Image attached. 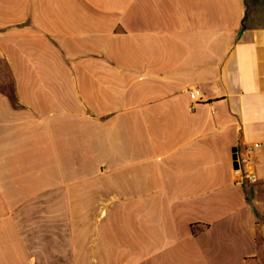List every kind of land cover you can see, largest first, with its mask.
<instances>
[{
	"label": "crops",
	"instance_id": "crops-1",
	"mask_svg": "<svg viewBox=\"0 0 264 264\" xmlns=\"http://www.w3.org/2000/svg\"><path fill=\"white\" fill-rule=\"evenodd\" d=\"M257 142L264 0H0V264H264Z\"/></svg>",
	"mask_w": 264,
	"mask_h": 264
},
{
	"label": "built area",
	"instance_id": "built-area-1",
	"mask_svg": "<svg viewBox=\"0 0 264 264\" xmlns=\"http://www.w3.org/2000/svg\"><path fill=\"white\" fill-rule=\"evenodd\" d=\"M191 100L193 103L203 102V94L199 88H190L188 90ZM252 148H264V142H257L252 145ZM236 160L238 161L239 167L237 169L236 180L239 182H243L245 180H249L251 182H255L256 176L252 171V163L249 159L245 158L243 154L236 155ZM264 252V250H263Z\"/></svg>",
	"mask_w": 264,
	"mask_h": 264
},
{
	"label": "water",
	"instance_id": "water-1",
	"mask_svg": "<svg viewBox=\"0 0 264 264\" xmlns=\"http://www.w3.org/2000/svg\"><path fill=\"white\" fill-rule=\"evenodd\" d=\"M236 167H237V165H236Z\"/></svg>",
	"mask_w": 264,
	"mask_h": 264
}]
</instances>
